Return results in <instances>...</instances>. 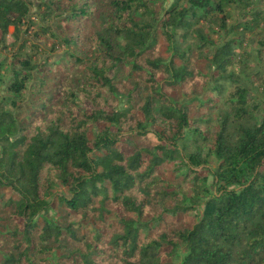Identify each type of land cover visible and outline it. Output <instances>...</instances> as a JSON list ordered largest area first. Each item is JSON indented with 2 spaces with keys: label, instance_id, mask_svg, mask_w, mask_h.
<instances>
[{
  "label": "trees",
  "instance_id": "1",
  "mask_svg": "<svg viewBox=\"0 0 264 264\" xmlns=\"http://www.w3.org/2000/svg\"><path fill=\"white\" fill-rule=\"evenodd\" d=\"M252 2L54 0L61 43L75 49L45 66L58 80L47 97L49 72L22 51L26 40L5 44L28 2L0 0V44L16 47L6 86L13 98L0 102V264H264V115L241 86L248 52L233 35L264 15L228 26L225 9ZM211 23L230 37L214 41L204 30ZM36 67L20 116L15 98ZM225 95L205 152L191 112ZM95 123L105 125L89 139ZM167 162L177 172L170 181ZM57 185L66 188L56 194L60 208L97 229L46 215Z\"/></svg>",
  "mask_w": 264,
  "mask_h": 264
},
{
  "label": "rangeland",
  "instance_id": "2",
  "mask_svg": "<svg viewBox=\"0 0 264 264\" xmlns=\"http://www.w3.org/2000/svg\"><path fill=\"white\" fill-rule=\"evenodd\" d=\"M161 1H163V5L165 7H168L175 0ZM27 2L29 10L25 18V22L20 26L17 33L15 32L13 26L8 27V32L5 35V44L7 45L15 42L17 46L19 43L26 40L22 51L33 55V59L41 63L42 68L40 69L42 71L49 72L50 82L48 86L45 87V89H47L45 93L48 97V95L52 93L50 89L57 85L58 80L56 79V76H54L55 73L53 72L55 67L52 66L51 69L45 70V66L55 65V63L67 60L68 54L74 51L75 46L63 45L61 43L63 35L60 33L58 19L63 14L54 5V0H27ZM225 9L229 13V16H227L226 19L228 26L243 21H252L251 17H253L257 12L263 13L264 15V0H253L252 6L249 9H245L235 4H231ZM261 21L262 22L259 24L250 22L249 30L244 33L234 32L233 35H241L240 37L243 38V50L248 52L246 57L248 60L247 66H249V68H247L245 72H242L244 78L241 86L245 87L248 91V95L256 100V106H258L256 110L259 114L264 115V17H262ZM61 25H64V29L69 30L67 24H63L61 22ZM217 27L218 26L215 23H211L209 26L208 24L204 25V30L207 35H210L214 39V41H218L220 37L224 40L230 37L228 34L225 35L224 31L218 30ZM53 33H55V35H53ZM178 38L181 40L180 35ZM157 42L158 53L163 58H167L169 55L167 41H165L162 36L158 35ZM81 47L86 50L84 44L81 45ZM258 48L261 49L260 52L257 51ZM15 53L16 47L6 46V48H4L2 44H0V102L4 103V105L8 104L10 99L13 98V95L7 91L6 86L8 85L10 79L8 62ZM178 62L179 60H177V63ZM200 67L202 66L200 65ZM124 69L125 72L123 75H127V66ZM36 75L37 67L30 71L26 88L18 97L15 98L17 106H13L12 109L16 113H20V116L27 113V106L25 105V102L28 101L33 94L37 82V79L35 78ZM59 76L63 77V75ZM102 94L105 98L108 97L106 89H102ZM7 97L10 99H6ZM225 97L227 96L225 95L215 103L210 102L205 105H199L191 112L192 117H196L198 119L195 124L199 127L202 133L198 137V143L201 147H204L203 150L205 152L209 151V148L212 147L216 132L219 129V110L220 108L227 107ZM118 99V107H123L124 98L118 96ZM195 99L204 100L205 93H201ZM86 105L88 104H85V106ZM87 108H89V106H87ZM27 115H29V113ZM104 125L105 124L103 123L92 124L88 130V138L92 139ZM122 146L125 147V144ZM208 158L211 167L214 168L217 165V161L211 154H209ZM165 166L167 172L164 175V178L170 181L174 179L177 172L174 169L173 162H167ZM200 172L205 174L206 170L201 169ZM208 182H210V177ZM65 191L66 188L62 185H57L53 188L51 196L52 205L46 215L56 223L63 224L68 221L77 222L83 231L97 229L98 225L93 223V221L81 219L80 215L74 213L72 210H69L67 207L65 209L60 208L56 194L65 193ZM4 194L6 198H16L15 193H13L10 188L5 187ZM17 221L18 223L21 222L20 220Z\"/></svg>",
  "mask_w": 264,
  "mask_h": 264
}]
</instances>
